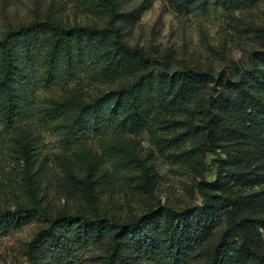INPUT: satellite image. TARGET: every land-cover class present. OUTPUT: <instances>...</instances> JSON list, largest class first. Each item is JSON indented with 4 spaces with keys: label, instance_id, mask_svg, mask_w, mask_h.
Masks as SVG:
<instances>
[{
    "label": "rangeland",
    "instance_id": "obj_1",
    "mask_svg": "<svg viewBox=\"0 0 264 264\" xmlns=\"http://www.w3.org/2000/svg\"><path fill=\"white\" fill-rule=\"evenodd\" d=\"M102 1L0 0V40L19 43L33 23L103 30L117 13L70 75L44 76L53 31L24 57L30 101L13 126L0 120V264H59V247L73 244L64 264H212L223 238L218 264H264V0ZM162 67L210 75L181 101ZM136 85L139 132L76 129L105 94ZM170 208L188 212L184 229ZM143 216L135 234L155 244L146 252L118 227Z\"/></svg>",
    "mask_w": 264,
    "mask_h": 264
},
{
    "label": "trees",
    "instance_id": "obj_2",
    "mask_svg": "<svg viewBox=\"0 0 264 264\" xmlns=\"http://www.w3.org/2000/svg\"><path fill=\"white\" fill-rule=\"evenodd\" d=\"M95 4L98 7H102L103 1L95 0ZM116 17L117 13L113 9L109 20V29L100 30L92 27H72L66 29L52 23H33L27 28L23 27L25 28L24 31L18 33L20 43L15 41V38L0 40V51H6L8 59L5 78L0 82V120L9 127L13 126L30 101L34 80L28 71L24 57L25 55L30 56L32 53L31 45L37 34H41L44 31H53L57 35V42L51 52L50 61L47 70L44 72V76H54L61 70L65 71L66 75H68L72 71H77L76 66H74L75 57L79 56L77 63L78 65H82L84 57L88 52L94 48L99 49L103 46L105 33L109 30L115 31L114 21ZM15 42L21 46L20 51L14 45ZM117 45L120 50L124 49L123 52L125 54L135 56L136 51L126 46L123 42L117 40ZM161 64L165 65L163 62ZM162 68V70H159V74L166 82V86L170 90L175 89L173 99L181 101L186 99L189 93L194 90L195 84L199 86V83L207 80L210 75L209 73L197 70H188L175 75L166 70V68ZM143 98L144 89L140 85L133 86L127 91L109 92L81 114L80 118L88 122L87 127L83 128L80 125H76V129L83 132L84 135H92L98 129L112 132L132 129L135 132H139L141 126L138 119L143 120L144 113L139 104L143 102ZM260 104L264 109V105ZM89 110H91L94 118L89 119V116H91V114L87 115ZM211 132L212 128L209 127L207 134V140L209 139V141ZM168 213L173 221H177V225L181 229L186 227L189 218L187 211H176L170 208L168 209ZM22 215L23 213L14 214V217L21 219ZM145 217L147 216H143L131 224H118L120 232L130 229L135 234L136 230L141 228V223ZM234 226H236L235 223ZM141 232H143V235L140 232L134 235V244L137 249L143 252L149 251L151 248L154 249L153 238H149L147 232ZM42 237L43 233L41 232L30 244L31 250ZM180 243H182V240L178 238L176 242L171 243V247L178 252V248L181 247ZM220 244L216 248L212 264H218V251L224 244V238ZM77 246V244L70 245L68 248L60 246L58 250L59 264H64L67 259L73 257V251L77 249ZM29 264H36L34 256L30 258Z\"/></svg>",
    "mask_w": 264,
    "mask_h": 264
}]
</instances>
